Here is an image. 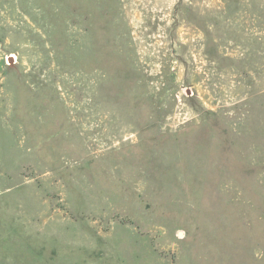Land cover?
<instances>
[{
	"label": "rangeland",
	"instance_id": "obj_1",
	"mask_svg": "<svg viewBox=\"0 0 264 264\" xmlns=\"http://www.w3.org/2000/svg\"><path fill=\"white\" fill-rule=\"evenodd\" d=\"M0 264H264V0H0Z\"/></svg>",
	"mask_w": 264,
	"mask_h": 264
},
{
	"label": "bare ground",
	"instance_id": "obj_2",
	"mask_svg": "<svg viewBox=\"0 0 264 264\" xmlns=\"http://www.w3.org/2000/svg\"><path fill=\"white\" fill-rule=\"evenodd\" d=\"M9 61H11V60H9Z\"/></svg>",
	"mask_w": 264,
	"mask_h": 264
}]
</instances>
